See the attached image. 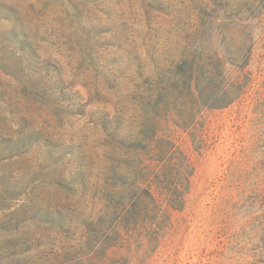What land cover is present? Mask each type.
Masks as SVG:
<instances>
[{
  "label": "rangeland",
  "instance_id": "rangeland-1",
  "mask_svg": "<svg viewBox=\"0 0 264 264\" xmlns=\"http://www.w3.org/2000/svg\"><path fill=\"white\" fill-rule=\"evenodd\" d=\"M206 28L229 57L262 28L249 92L148 141ZM142 164L159 238L100 250ZM0 264H264V0H0Z\"/></svg>",
  "mask_w": 264,
  "mask_h": 264
},
{
  "label": "trees",
  "instance_id": "trees-1",
  "mask_svg": "<svg viewBox=\"0 0 264 264\" xmlns=\"http://www.w3.org/2000/svg\"><path fill=\"white\" fill-rule=\"evenodd\" d=\"M206 29L210 32L209 40L203 46H192L188 55L179 60L176 65H184L183 75H174L171 78V86L160 92L159 105L150 108L149 114L148 112L143 114L146 120L144 125H148L149 119L154 127L148 141L160 139L157 127L162 123L161 119H166L176 127L194 133L197 126L204 121L206 113L227 108L243 100L249 92L252 81L249 68L254 50L261 38L262 28H236L245 35V39L230 56L232 58L213 45L212 32L218 28ZM178 87L181 88V93L178 92ZM145 129L147 131V128ZM192 138L194 139L195 136L193 135ZM140 166L136 171L137 180L135 179L132 187L135 190V197L123 208H119L114 216H109L113 217V221L110 226L104 227L105 238L99 246L100 250L106 252L112 247H120L124 233L145 230L146 227L150 229L148 237L159 238L156 232L157 221L159 222L157 218L162 221L166 215L163 214L162 206L150 187L154 179L147 178L146 176H150L148 171H145L143 164L141 168ZM155 177L156 180L159 179L158 176ZM164 197L168 208L175 211L183 208V194L180 191L174 189L164 193ZM153 225L155 228L151 230Z\"/></svg>",
  "mask_w": 264,
  "mask_h": 264
}]
</instances>
